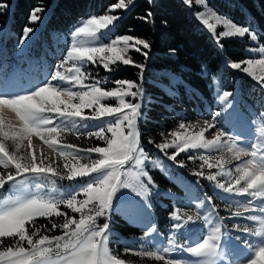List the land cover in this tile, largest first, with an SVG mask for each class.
Segmentation results:
<instances>
[{
	"label": "snow or ice",
	"instance_id": "obj_1",
	"mask_svg": "<svg viewBox=\"0 0 264 264\" xmlns=\"http://www.w3.org/2000/svg\"><path fill=\"white\" fill-rule=\"evenodd\" d=\"M182 3L205 27L226 66L233 72L249 76L264 92V43H261L260 34L250 25L237 23L210 8L208 0H182ZM144 4V12L136 19L155 26L152 8L155 0H144ZM136 5L137 0H115L102 14L81 17L69 32L71 43L65 54L52 65L43 82L30 90L13 94L0 89V166L6 170L0 172V191L9 190V195L0 202V264H125L112 255L108 247L111 210L116 194L120 190H129L150 207L153 193L159 190L152 171L168 174L165 161L185 168V161L178 159L180 154L193 153L188 155V160L195 162V150L198 149L204 152L226 149L232 154L231 159L238 161L241 156L248 157L233 171L225 170L222 159L199 154L200 170H193L192 175L213 182L215 188L224 194L246 197L243 204L248 215L236 212L232 217L258 227L253 229L241 223L233 226L237 231L260 238V244L246 264H264V111L252 121L254 141L248 148L241 146L237 137L216 126V116L231 114L233 93L228 90H218L217 102L222 107L212 119L204 120L198 132L192 131L199 126L198 123L193 125L182 119L178 125L181 131L169 133L173 137L171 141L165 139L158 143L148 139L143 142L140 130L144 115L143 82L153 43L146 36L135 34L132 27L123 34L113 32L124 18L123 14ZM193 5L202 6L205 11L192 13ZM10 7V0H0V14H7ZM45 12L42 3L34 6L27 16L28 24L22 28L17 40L19 58L25 61L20 66L21 72L33 62L37 67H43L42 58L33 61L27 53L39 43L36 34ZM218 26L223 30L217 31ZM245 39L249 46L244 50L256 53L260 58L233 59L225 55L227 42ZM130 53L138 54L141 59H133ZM175 53L174 48L169 49L170 55ZM122 67L136 69V79H114ZM98 68L106 74L100 76L98 71H93ZM201 70L210 76L214 86L219 85L218 73L214 74L207 66ZM109 83L114 86L106 87ZM107 100H114L115 105L104 103ZM6 113L18 118V131L9 133L4 130ZM64 132H72L78 137H94L104 146L79 148L60 145L57 138ZM208 132L214 133L212 139L205 138ZM33 134L63 159V172L53 167L52 162L45 164L48 160L46 155L17 154L25 139L31 147ZM7 138L12 140L15 152L6 147L4 139ZM147 145L159 153L156 158L147 150ZM205 167L209 170L207 173ZM212 169L217 171L212 172ZM222 176L227 178L226 182H220L218 177ZM65 180L84 182L59 197L51 193L41 194L44 189L55 188L59 181ZM61 206L79 214V219L61 211ZM194 207L199 209L200 203H195ZM217 215L213 205L211 214L203 215L207 236L194 246H184L176 240L178 232L189 223L200 222L201 214L190 215L174 208L169 213L171 232L167 246L153 250L141 244L139 249L129 247L125 251L163 261L164 264H218L222 256L219 241L223 218L213 219ZM54 216L63 217V223L52 220ZM39 218L47 219L51 227L38 225L36 221ZM101 218L104 220L102 224L98 223ZM57 229L61 235L46 234ZM155 231V225L149 226L141 240H146ZM6 238L13 243L6 245ZM178 251L203 260L173 258L172 253Z\"/></svg>",
	"mask_w": 264,
	"mask_h": 264
},
{
	"label": "rangeland",
	"instance_id": "obj_2",
	"mask_svg": "<svg viewBox=\"0 0 264 264\" xmlns=\"http://www.w3.org/2000/svg\"><path fill=\"white\" fill-rule=\"evenodd\" d=\"M210 8L212 7L210 6ZM48 10L49 9L46 8L42 23L38 25L36 37L39 43L27 53L28 56L32 57L33 61L38 57L42 58L43 67H37L33 62L32 64L26 65L27 70L24 72L20 71V66L24 65L25 61L19 58V53L16 49V43L20 36L8 26L10 12L7 14L4 21L0 20V29H3V31L0 32V64L3 65V67L0 68V89H2L4 93L13 94L27 91L43 82L44 78L52 70V65L65 54L67 47L70 45L71 40L68 37L73 27L67 33H62L55 29H49V33H47V30L44 28V23ZM197 11H205V9H203L202 6L193 5L192 13ZM187 14L206 31L205 27L195 19L188 8ZM252 28H254L257 33H260L256 27ZM221 30H223L222 26H218L217 31ZM113 32L119 35L115 32V29ZM207 34L210 37L208 32ZM261 40V43H264V37ZM241 41L245 42L243 47L245 57L243 58H260L258 54L249 53L244 50L249 46L246 39ZM251 46L255 47V45ZM130 55H132V53H130ZM225 55L228 56L226 52ZM221 65L226 66L222 54ZM93 71H98L100 76L106 74L102 68L93 69ZM233 73L234 75L230 79V83L233 85L232 87H225L229 81H225L223 86L221 78L218 86L212 84L213 106L216 108H212V105L207 104L204 110L207 112L212 110L213 114L219 112L222 105L217 102L218 90H228L232 92L233 106L232 109H230L231 114L221 113L216 116V126L227 134L237 137L240 145L248 148L254 141V126L252 121L261 111H264V92H262L257 83L246 74L239 72ZM113 78L120 79L116 77V74ZM113 86L114 85L111 83L106 85L108 88ZM145 99L146 96L144 102ZM104 103L115 105L114 100H107L104 101ZM213 114L210 117H203L201 115L193 120H183L185 123H191L193 125L199 124L198 127L192 129L193 133H195L199 131V127L203 126L204 120L213 118ZM179 122L170 131L163 132V136H160L158 143L163 142L165 139L171 141L173 137H171L169 133L171 131H181L178 127ZM19 127L20 122L18 118H14V114L9 115L6 113L4 116V130L12 133L18 131ZM213 135L214 133H205V138L212 139ZM57 139L60 145H76L79 148H88L97 145L104 146L102 142L97 139V141H81L80 139L87 140L89 138L85 136L78 137L72 132H64ZM4 142L10 152L16 151L10 138L4 139ZM146 147L153 158L159 155L150 145ZM168 151L171 152L172 150L169 149ZM29 153H34L37 157L46 155L48 160L45 161V164L52 162L53 167H57L61 172L64 171L63 159L58 153L53 152L48 145L35 134L31 137V147H29L28 140L25 139L17 154L28 155ZM195 153L197 154V160L195 162L188 160V155L193 153L180 154L178 159L185 161L187 165L185 168L177 167L171 161H165L168 165V174H164L159 170L152 171V175L159 186V190L153 193L150 200V207L144 205L143 201L129 190L118 191L112 204L110 219L111 235L109 237L108 247L112 255L125 261V264H164L163 261H156L149 257H142L135 253L126 252L125 249L129 247L139 249L141 244L153 250H159L167 246L168 237L171 232L169 227V213L174 208H179L181 212L190 215H196L197 212L201 214L200 222L189 223L186 227L182 228L176 236V240L179 244L194 246L195 243L202 241L208 234V229L204 225L203 215L211 214V209L214 205L218 215L214 216L213 219L223 218L222 236L219 241L222 256L218 264H246V262L252 258L256 247L260 244V238L250 235L249 233L237 231L233 225L238 223L247 224L248 227L253 229L258 227V225L241 220L240 218L232 217L236 212L248 215V213L245 212L243 204L246 197H232L224 194L219 189L215 188L213 182L192 175L193 170H200L199 154L222 159V162H225V170L232 169L233 171L238 163L248 159V157L241 156L239 161L231 159L232 154L226 149L223 151L208 150L207 152L198 149L195 150ZM161 159H163V157H161ZM83 162L88 161H82V163ZM4 171L6 170L0 166V172ZM204 171L207 173L209 170L205 167ZM211 171L215 172L217 169H212ZM218 179L220 182H226L227 178L222 176L218 177ZM83 182L84 181H59L55 188H46L41 194L51 193L57 197L66 195ZM33 191L35 192V189H33ZM8 195L9 190L7 188L0 191V202ZM209 198H211V201H209ZM195 203H200L199 209L194 207ZM60 210L67 212L69 216H75L76 219H79V214L71 213L66 207L61 206ZM103 222V218L98 221L100 224ZM151 225H155L156 231L146 240H141L143 232ZM61 234L62 233L57 235ZM124 254H126V258H124ZM172 257L177 259L203 260V258L190 257L186 252L182 251L172 253Z\"/></svg>",
	"mask_w": 264,
	"mask_h": 264
},
{
	"label": "trees",
	"instance_id": "obj_3",
	"mask_svg": "<svg viewBox=\"0 0 264 264\" xmlns=\"http://www.w3.org/2000/svg\"><path fill=\"white\" fill-rule=\"evenodd\" d=\"M111 2L115 0H10L8 26L20 36L22 28L28 24V13L42 3L49 9L44 23L47 33L49 29L67 33L81 17L101 14ZM208 3L237 23L256 27L261 39L264 37V0H208ZM144 6V0H137L136 7L123 14L124 18L115 32L123 34L132 27L135 34L144 35L153 43L143 82L146 99L140 130L143 142L148 139L158 142L161 133L170 131L180 120H193L201 115L210 117L213 114L212 110H204L207 104L216 107L213 106L211 78L202 72L203 66L210 68L214 74L218 73L223 86L225 81H229L225 87L233 86L230 79L234 73L221 65V53L207 32L188 16L187 7L181 0H155L152 6L155 26L136 19L144 12ZM7 14H0V20L4 21ZM244 45L245 42L241 40L227 42V55L233 59L245 57ZM172 48L176 50L175 55L169 54ZM132 56L133 59H141L136 53H132ZM136 73L134 68L122 67L116 77L136 79ZM80 140L97 141L94 138ZM51 219L63 223V217L54 216ZM36 222L51 227L47 219L39 218ZM60 233L57 229L46 234ZM12 243V240L5 239L6 245ZM123 256L126 258V254Z\"/></svg>",
	"mask_w": 264,
	"mask_h": 264
}]
</instances>
